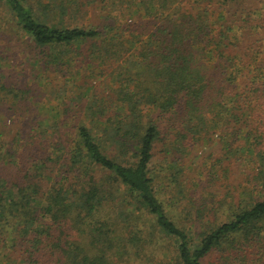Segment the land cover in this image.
Listing matches in <instances>:
<instances>
[{"label": "trees", "instance_id": "obj_1", "mask_svg": "<svg viewBox=\"0 0 264 264\" xmlns=\"http://www.w3.org/2000/svg\"><path fill=\"white\" fill-rule=\"evenodd\" d=\"M239 1L0 0L71 81L45 110L0 83V264H264V13Z\"/></svg>", "mask_w": 264, "mask_h": 264}, {"label": "rangeland", "instance_id": "obj_2", "mask_svg": "<svg viewBox=\"0 0 264 264\" xmlns=\"http://www.w3.org/2000/svg\"><path fill=\"white\" fill-rule=\"evenodd\" d=\"M245 9L247 11H258L256 13L263 12L264 13V0H240L239 4L234 6L235 8ZM256 10V11H255ZM255 15V14H254ZM256 16V15H255ZM59 17V16H58ZM57 18V16H56ZM55 19V18H54ZM71 22V21H69ZM40 51L34 48L33 44H31L30 40L13 24L11 18L9 19L7 11H4L0 8V62L3 65V73L0 75V83L4 84L7 82L8 86L13 87L12 84L17 85L19 87L26 86V88H31L33 99L30 101H26V104L32 108H36L37 110H45L49 109L50 106L57 105L58 96L55 97V92L53 90L63 89V85L66 82V78L63 77L62 73L56 70L46 71L44 73V69L36 66L35 57L36 53ZM44 64L43 61H38ZM38 78L42 80L40 86L37 80ZM98 83L95 86L98 91L108 90L106 88L109 87V82L105 79V77H101V79L97 80ZM38 82V83H37ZM51 87V91L47 90L48 87ZM45 86V88H43ZM1 93V95H3ZM54 97V98H53ZM2 100V99H1ZM12 100V97H11ZM54 102L51 103V101ZM13 101L17 102V100L13 99ZM75 106V105H73ZM8 121H12V119L6 118ZM24 120V119H23ZM22 120V121H23ZM8 121V123H9ZM9 134H6L8 138ZM201 154L200 150L198 151ZM195 162H199V158L197 157ZM193 166L186 168V177L185 185L190 191H201V185L199 180L200 172L194 171ZM165 178V174L163 175ZM164 178L160 179V184L158 187L159 196L162 199L169 201V198L172 196L170 190L166 189L165 186H161L165 182ZM198 182V183H197ZM244 185L239 184V192H244L246 188ZM165 187V188H164ZM170 205V203H169ZM168 205V206H169ZM188 203H176L174 205L175 213L180 214L181 216L185 215V211L187 212ZM173 208V206H172ZM190 209V208H189ZM146 234L144 238H147ZM15 243V242H14ZM164 246L169 247L168 242H165ZM0 249V263L3 262V258L1 255ZM154 247L150 244L144 245V251H142L141 256H139L140 260L137 261L136 264H175L176 254L174 253V249L169 247V249L163 250L162 255H158L160 250H155ZM149 260V263H148Z\"/></svg>", "mask_w": 264, "mask_h": 264}]
</instances>
